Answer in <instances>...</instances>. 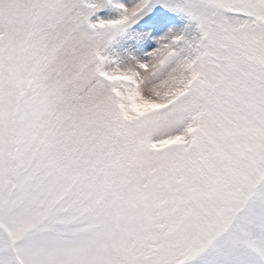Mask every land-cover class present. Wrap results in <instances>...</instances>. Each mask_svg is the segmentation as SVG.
Wrapping results in <instances>:
<instances>
[{"label": "snow or ice", "instance_id": "snow-or-ice-1", "mask_svg": "<svg viewBox=\"0 0 264 264\" xmlns=\"http://www.w3.org/2000/svg\"><path fill=\"white\" fill-rule=\"evenodd\" d=\"M0 264H264V0H0Z\"/></svg>", "mask_w": 264, "mask_h": 264}]
</instances>
